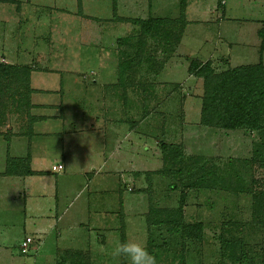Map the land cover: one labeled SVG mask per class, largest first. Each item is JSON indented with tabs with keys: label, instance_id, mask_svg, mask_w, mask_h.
Instances as JSON below:
<instances>
[{
	"label": "rangeland",
	"instance_id": "rangeland-1",
	"mask_svg": "<svg viewBox=\"0 0 264 264\" xmlns=\"http://www.w3.org/2000/svg\"><path fill=\"white\" fill-rule=\"evenodd\" d=\"M32 1L36 5L33 8L28 0L2 5L1 19L8 20L14 15L16 23L10 38L16 45L11 52L22 57L27 51H39L49 57L50 65L60 72L66 87L62 96L56 93L52 99L60 102L62 98L63 120L79 145L93 146L86 152L94 154L102 145L96 118L98 125L106 117L112 119L115 128L124 133L122 150L117 151L123 158H114L107 167L110 173L100 178L102 184L96 185L99 191L95 196L96 206L90 207L91 222L84 215L81 219L84 228L75 231V239L65 236L59 243L62 246L76 243L79 249L82 243L88 242L81 235H87L88 228L94 227L95 215L106 210L108 220L98 223L102 231L90 232V252L81 256V264H129L122 257L111 256L116 242H124V237L126 241L144 244L156 255L158 264H238L223 251L224 240L234 243L237 255L244 250L256 264L264 263V229L252 218V195L264 192V136L248 130L225 131L200 125L203 80L187 72L191 59L211 60L216 72L228 65L236 67L260 61L264 64V53L259 52L256 35L264 21V0H236L244 9L236 5L232 10L229 8L226 18L236 22L223 30L219 28L226 23L217 22L222 12L215 8L219 0L213 4H210L212 0H184L183 20L181 0H162L160 6L157 2L153 6L154 0H86V13L96 15L91 18L82 15L79 8L75 11L77 15L52 10V6L75 10L82 0ZM248 2L258 5L252 9ZM37 4L49 6V11L45 7L42 13L35 12L40 9ZM150 17L168 22L160 26L157 34L144 36L140 25L132 20L146 21ZM94 18L98 20L93 21ZM35 35L37 39H33ZM43 35L48 37V42L41 46ZM2 49L1 46L0 54ZM19 64L27 63L20 61ZM12 99V95L0 92L1 104ZM102 105L104 110L100 109ZM120 121L124 124L120 125ZM50 125L56 128L58 121ZM109 137L106 157L110 160L109 153L115 147L110 150L113 138ZM162 144L168 150L180 147V163L163 158ZM73 145L77 144L73 142ZM56 154L45 159L46 168L55 161ZM119 166L124 169L123 174L119 173ZM179 169L182 174L178 173ZM159 171L172 174L151 175L149 188L146 175ZM203 178L206 181L214 178V183L208 184L213 189L186 188ZM0 180V232L8 235L16 253L14 262L10 263V256L0 250V264H24L25 261L61 264L67 255L59 252L55 262L53 231L47 232L49 240L45 238L40 255L35 252L36 244L26 254L20 252L18 244L26 235H33L37 239L35 243L42 242L34 234L32 225L26 224L30 216L41 211L26 212L22 197L11 199L17 193L16 188L9 187L1 176ZM35 188L34 198L30 199L33 206L41 204L35 198ZM53 188L50 192L38 191L45 195L41 199H46L47 205L54 200ZM182 189L186 191L184 220L203 224L200 241L183 240L167 225H148L149 198L154 210L160 211V218L165 219L177 210ZM140 190L145 191L139 193ZM81 196L77 199H84L83 202L89 198L87 194ZM100 200L107 208L100 206ZM157 218L153 215V219ZM100 236L105 238L104 246L96 239Z\"/></svg>",
	"mask_w": 264,
	"mask_h": 264
},
{
	"label": "crops",
	"instance_id": "crops-1",
	"mask_svg": "<svg viewBox=\"0 0 264 264\" xmlns=\"http://www.w3.org/2000/svg\"><path fill=\"white\" fill-rule=\"evenodd\" d=\"M53 1L55 2V0ZM85 1L86 0H82V3L80 1V4L76 6L77 9L75 10L72 9L70 11H66L64 10V7L61 6L58 9H56V6H52L54 7L52 10L63 11L70 14L71 12H77L79 8L82 15L89 18L96 17V15L91 16L86 13L85 10H88V8L85 5ZM161 1L162 0H154L153 6L154 3L156 4V2V5L160 6ZM215 1L217 2L218 0ZM213 2L214 0H212L210 4H213ZM3 4L6 5L10 3L0 4V47H4V50L2 49L3 54H0V64L10 66L19 65L20 67L25 66L30 68L31 72L29 74V88H27V85L25 84L22 85V87H18L16 84L12 86L10 85L7 89H5L4 92L12 95V101L3 104L0 103V176L1 179H5V183L9 185V187L13 186L17 190L15 196L11 197L12 201L15 199V197H22L26 212L28 211L30 214L32 211H41L39 213H35L34 216H30L28 221L26 220V224L32 225L34 234H38V240L42 238V242L40 240L38 243H35L37 239L33 235H26L21 241H23L26 237H31L32 243L30 246L35 247L36 244L35 252L39 254V251L44 247L45 238H47V232L51 234V231H53L55 234L51 235H53L55 240V256H57L55 257V262H57L58 255H60L59 252H63L65 255H67V258H64V261L61 264H81V259H83L81 256L88 255L87 253L90 252L88 249L90 246V232L103 230L101 226L98 225V223H104L106 220H108L107 211L104 210V213L95 215V218L93 219V222L95 223H93L94 227L92 229L88 228L90 231L87 235H81V239H84V241L88 239V242L85 241L82 243L79 249L78 247H75L76 243L75 245L72 244V246L71 243H65L62 246L59 242L62 240V237L64 238L65 236H69L71 240L75 239V237H73L75 231H81L84 228L83 226L85 224L81 223V219L84 215H86L88 221L91 222V217L89 216L90 207L92 205L93 207L96 206L97 199L95 196L97 191H99L97 190L96 185L102 184V182H100V178L104 175L107 176V174L110 173L107 171L108 164L111 163L114 158L118 160V156L123 158V156L117 153V151L122 150L124 144V133L122 134L120 130L115 128L112 119L110 120L106 117L102 120L101 125H98L99 120L96 118L94 121L96 126H99L103 138L101 148L96 153L90 154L86 151L91 150L93 147L92 145L84 143L79 145L80 142L76 136H74V132L70 129V127H67L66 122L63 120L64 104L62 98L60 102L58 99H52V96L56 95V93H59L60 95L63 94V89L66 88L60 79V72L55 69V67L50 65V61L48 59L49 57L47 55H43L39 51H27V53L22 55V57H18L17 54H13V52H11V48L13 50L16 45V43L10 39L14 33L13 28L15 27L16 23L14 20V15H10L8 20L4 18L1 19ZM28 4L30 7L32 5L36 6L32 0H28ZM217 4L218 2L216 3L215 8L220 9L222 12L221 17L217 19V22L226 23L224 26L222 25L221 28H219L220 30H223L225 26H231L230 24L236 22L234 19L231 21L226 18V11L229 8L236 5L237 7L244 9V7L239 5L238 1L236 0H221V5H223L221 7H218ZM188 5L189 4L186 3V8ZM227 5L229 6L225 9ZM257 5L258 3L248 2V7H252V9L256 8ZM38 6L40 9L35 11L38 13H42V10H44L45 7L48 11L50 8L49 6L41 4ZM76 12L75 15H77ZM96 20L98 19H93V21ZM37 37L38 36L35 35L33 39H37ZM43 37L44 38L41 39V46L43 43H45V41L48 42V37H45V35H43ZM217 38L220 39L221 37L217 36ZM5 43H7V45ZM228 46L230 47V45ZM231 46L233 45L231 44ZM20 61L29 65H21L19 64ZM28 89L31 91L29 92ZM18 95L22 96V100L24 101L20 107H17L16 101H13L19 97ZM104 106L100 109L104 110ZM55 121H58V126L56 128L50 125ZM123 124V121H120V125ZM91 125V131L93 132L94 125ZM107 133H109V135H107ZM108 136H111L109 138H113L112 141L115 139L118 140L114 143L109 141L112 144V148L110 150H113V147H115L113 153H109L111 158L110 160L106 157L108 154L106 150ZM73 142L77 145L74 146ZM54 152L57 153V158H54L55 161L50 163L49 167L46 168V164H43V162L48 160L49 155L53 154ZM81 155H84L85 157L83 158ZM7 158H28L30 161L29 168L33 172V175H5L4 171ZM123 163L124 162L122 161L120 165ZM58 164L63 166V170L60 172H52L51 167ZM115 173H117V171ZM119 173H124V169L120 166ZM53 186L54 192L52 193V196L54 197V200L50 205H47L44 203L46 199H41V197L44 198L45 195L38 191L43 192L46 190L50 192ZM34 188L35 191H37L34 194L35 198L40 199L41 201V204L36 206H33L30 201V199L33 197L32 193H34ZM100 191L103 192V188ZM18 193H20V195L17 197ZM79 194L82 196L83 194H87V197L89 198L83 202L84 199H77ZM70 196L73 197L72 200L69 199ZM100 206L107 208L104 206L103 200H100ZM56 231L58 233H56ZM96 239L100 244H102V246L105 245V238L103 236H100L99 238L96 237ZM19 246L20 245L18 244V247ZM0 250L3 252V254L10 256L8 257V261L10 263L11 261L14 262L16 253L14 254L15 251L11 247L8 235L3 232H0ZM76 256L80 257L76 258ZM18 264H22V262H19ZM24 264H27V262L25 261Z\"/></svg>",
	"mask_w": 264,
	"mask_h": 264
},
{
	"label": "trees",
	"instance_id": "trees-1",
	"mask_svg": "<svg viewBox=\"0 0 264 264\" xmlns=\"http://www.w3.org/2000/svg\"><path fill=\"white\" fill-rule=\"evenodd\" d=\"M181 1L180 15L183 20L185 3L184 0ZM1 3H13V1L0 0V4ZM217 6H223L221 5V0L218 1ZM120 21H124V19L121 18ZM132 22L140 25L141 34L146 36L157 34L160 26L167 24L168 21L150 17L146 21L137 19L132 20ZM256 35L259 40V52L263 54L264 21L261 22V27L256 31ZM224 64H227L226 61ZM30 72L31 69L25 66L20 67L19 65L10 66L0 64V92H4V88L7 89L10 85L12 86L15 84H25L27 88H29ZM187 72L203 80L204 91L201 100L200 125L210 129L225 131L248 130L264 136V64L262 61L257 64L240 65L236 67L228 65L226 69L216 72L212 67L211 60L202 62L199 59H191L188 63ZM123 76L124 75H122V78ZM121 84L123 85V83ZM28 91L30 92L31 90L28 89ZM13 101H16L17 107H20L24 102L22 96H19ZM161 146L164 153L163 158L165 160L170 159L171 163H180L178 161V158L182 156L180 153L181 151H178L180 147L168 150V146L164 144ZM29 162L28 158H7L4 174L7 176L33 175V172L29 168ZM178 173L182 174L180 169ZM153 174L170 175L172 172L159 171L146 175L149 188L151 187L150 176ZM214 181V178L210 181H206L204 178L198 179L196 182L187 185L186 188L213 189L214 186L210 187L208 184L209 182L214 183ZM143 191L140 190L139 193ZM185 196L186 191L182 189L177 210L170 215L167 214L165 219L160 218V211L154 210L151 198H149L150 215L147 219L149 227L167 225L170 227V231L178 233L183 240L200 241L203 235V224H190L184 220L183 210L185 207ZM252 200L253 221L257 226L264 229V192L253 194ZM153 215L158 216V218L153 219ZM124 242H126L125 237ZM222 243L224 246L223 251L227 252V256L232 262H237L238 264H256L242 249L241 253L237 255L235 251L237 247L234 246L232 241L224 240ZM238 244L241 245L240 242H238ZM260 264L264 263L261 262Z\"/></svg>",
	"mask_w": 264,
	"mask_h": 264
},
{
	"label": "clouds",
	"instance_id": "clouds-1",
	"mask_svg": "<svg viewBox=\"0 0 264 264\" xmlns=\"http://www.w3.org/2000/svg\"><path fill=\"white\" fill-rule=\"evenodd\" d=\"M113 258H124L129 264H158L156 255L151 253L148 248L139 242L117 241L111 251Z\"/></svg>",
	"mask_w": 264,
	"mask_h": 264
},
{
	"label": "built area",
	"instance_id": "built-area-1",
	"mask_svg": "<svg viewBox=\"0 0 264 264\" xmlns=\"http://www.w3.org/2000/svg\"><path fill=\"white\" fill-rule=\"evenodd\" d=\"M63 170V166L58 164L51 167L52 172H60ZM32 243L31 237H26L20 244L19 249L22 254H26L29 251V246Z\"/></svg>",
	"mask_w": 264,
	"mask_h": 264
}]
</instances>
